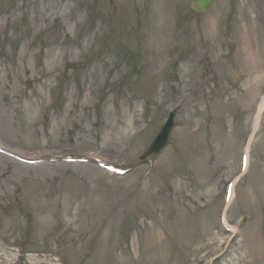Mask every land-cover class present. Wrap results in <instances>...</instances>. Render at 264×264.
<instances>
[{
	"label": "rangeland",
	"instance_id": "1",
	"mask_svg": "<svg viewBox=\"0 0 264 264\" xmlns=\"http://www.w3.org/2000/svg\"><path fill=\"white\" fill-rule=\"evenodd\" d=\"M263 97L264 0H0V264H264Z\"/></svg>",
	"mask_w": 264,
	"mask_h": 264
},
{
	"label": "water",
	"instance_id": "2",
	"mask_svg": "<svg viewBox=\"0 0 264 264\" xmlns=\"http://www.w3.org/2000/svg\"><path fill=\"white\" fill-rule=\"evenodd\" d=\"M213 0H193V8L200 14H204L210 7ZM177 115V110L170 113V116L164 125L162 131L157 136L155 141L152 143L151 147L145 153L143 158H148L151 155L159 153L170 141L171 133L176 125L175 117Z\"/></svg>",
	"mask_w": 264,
	"mask_h": 264
},
{
	"label": "bare ground",
	"instance_id": "3",
	"mask_svg": "<svg viewBox=\"0 0 264 264\" xmlns=\"http://www.w3.org/2000/svg\"><path fill=\"white\" fill-rule=\"evenodd\" d=\"M52 72V71H51ZM48 75V74H47ZM49 75H52V74H49ZM44 76H46V75H44ZM264 110V105H263V103L260 105V108H259V114L262 112ZM247 153H248V150H247ZM37 157H39V156H37ZM42 158H44V157H41V159ZM46 166H48L47 164H45Z\"/></svg>",
	"mask_w": 264,
	"mask_h": 264
}]
</instances>
